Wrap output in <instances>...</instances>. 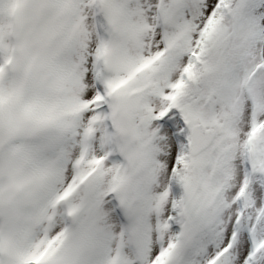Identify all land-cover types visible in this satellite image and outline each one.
<instances>
[{"label": "snow or ice", "instance_id": "6c2138e0", "mask_svg": "<svg viewBox=\"0 0 264 264\" xmlns=\"http://www.w3.org/2000/svg\"><path fill=\"white\" fill-rule=\"evenodd\" d=\"M0 264H264V0H0Z\"/></svg>", "mask_w": 264, "mask_h": 264}]
</instances>
